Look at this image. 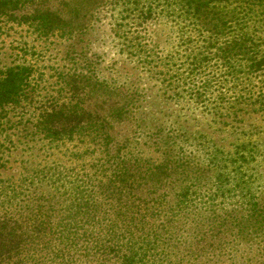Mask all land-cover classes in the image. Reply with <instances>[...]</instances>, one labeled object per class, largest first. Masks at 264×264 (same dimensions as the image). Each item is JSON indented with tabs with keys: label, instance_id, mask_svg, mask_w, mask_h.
Masks as SVG:
<instances>
[{
	"label": "trees",
	"instance_id": "obj_1",
	"mask_svg": "<svg viewBox=\"0 0 264 264\" xmlns=\"http://www.w3.org/2000/svg\"><path fill=\"white\" fill-rule=\"evenodd\" d=\"M22 1L0 0V20ZM166 3L198 40L196 48H183L190 73L211 66L264 84V0ZM32 19L43 34L63 28L47 10ZM30 72L19 64L1 72L0 112L22 98ZM125 101L93 110L69 98L39 110L41 133L75 144L63 165L0 187V264H264V204L244 202L241 214L195 210L193 188L173 186L180 175L194 182L204 171L176 154L183 134L151 125L137 97ZM144 151L157 156L143 157ZM213 191L226 197L225 189ZM227 191V198L236 195Z\"/></svg>",
	"mask_w": 264,
	"mask_h": 264
},
{
	"label": "rangeland",
	"instance_id": "obj_2",
	"mask_svg": "<svg viewBox=\"0 0 264 264\" xmlns=\"http://www.w3.org/2000/svg\"><path fill=\"white\" fill-rule=\"evenodd\" d=\"M166 6V0H23L0 20V74L16 64L31 67L22 98L0 112V187L68 160L75 140L50 141L36 128L40 109L70 98L99 110L135 96L151 125L183 134L176 154L204 169L199 180L180 175L173 182L193 188L195 210L241 214L244 202L264 204V84L211 66L190 73L183 48H196L198 40ZM46 10L59 15L62 29L39 31L32 16ZM219 187L226 197H212ZM227 189L236 195L227 198Z\"/></svg>",
	"mask_w": 264,
	"mask_h": 264
}]
</instances>
